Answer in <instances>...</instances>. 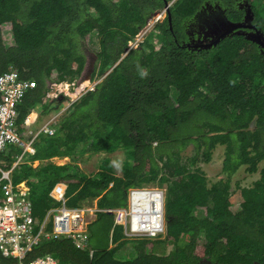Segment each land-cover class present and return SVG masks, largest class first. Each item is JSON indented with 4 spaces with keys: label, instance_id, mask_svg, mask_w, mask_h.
<instances>
[{
    "label": "trees",
    "instance_id": "trees-1",
    "mask_svg": "<svg viewBox=\"0 0 264 264\" xmlns=\"http://www.w3.org/2000/svg\"><path fill=\"white\" fill-rule=\"evenodd\" d=\"M172 2L164 21L131 47ZM207 4L233 23L250 11L264 34V0H0V75L13 68L36 82L18 105L21 133L35 109L41 118L57 107L59 99L45 102L53 83L86 79V51L97 46L90 80L100 83L60 117L54 136L37 137L35 154L12 172L15 184L30 186L37 222L60 207L50 196L58 183L67 185L68 208L101 210L126 206L131 188H166L163 237L124 240L116 228L114 246L102 245L114 216L99 212L89 226L92 258L64 238L41 241L25 263L52 255L60 264H264V49L241 28L211 48L194 47L195 15ZM217 148L224 178L214 182L200 164ZM117 151L125 156L121 176L108 156L92 175L78 164L87 154ZM22 153L11 146L0 167L11 169ZM241 169L259 178L233 189ZM124 247L132 258L116 257ZM0 264L18 260L0 253Z\"/></svg>",
    "mask_w": 264,
    "mask_h": 264
},
{
    "label": "built area",
    "instance_id": "built-area-1",
    "mask_svg": "<svg viewBox=\"0 0 264 264\" xmlns=\"http://www.w3.org/2000/svg\"><path fill=\"white\" fill-rule=\"evenodd\" d=\"M84 82V81H83ZM87 82V81H86ZM89 85L91 80L88 79ZM92 87L84 83H53L47 93L45 102L64 99L67 106L58 115H53L38 131L40 114L33 111L24 121L25 132L18 128V105L25 95L36 88V82L23 79L16 69L0 75V153L11 146H17L23 153L14 166L7 170L0 167V253L4 258L17 259L18 264H60L52 255L38 257L29 263L23 260L43 240L71 239L75 248L88 250L90 257L94 251L90 248L89 226L99 212L114 216L111 240L116 228L123 229L124 240H156L166 233V188L160 186H143L128 191L126 206L116 209L101 210L97 206L68 208L66 206L67 185L58 183L50 196L61 205L47 212L41 222H37L33 213L31 188L27 181L15 184L12 180L14 168L23 162L25 154L34 155V141L40 134L54 136L57 117L66 113L72 105ZM49 226L51 228L49 229Z\"/></svg>",
    "mask_w": 264,
    "mask_h": 264
},
{
    "label": "rangeland",
    "instance_id": "rangeland-1",
    "mask_svg": "<svg viewBox=\"0 0 264 264\" xmlns=\"http://www.w3.org/2000/svg\"><path fill=\"white\" fill-rule=\"evenodd\" d=\"M216 5V4H215ZM196 17L198 16L197 14L195 15ZM195 17V18H196ZM164 16L162 20H164ZM252 19H249L247 21V25L251 24ZM155 24V20L152 19L149 21L148 25L146 28H144L136 37V40L130 43V46L133 48L138 47V45L145 40V38L148 36V34L153 30V26ZM189 45L192 43H188ZM194 44V43H193ZM90 49L86 51V56H87V70H86V79L84 80L85 86L88 85L89 87H92L95 83L99 82L100 79H91V83L89 85L88 79H90V74L93 72L94 67L97 64V60L95 55L93 54V49L97 50V46H91L89 47ZM92 52H91V51ZM87 81V82H86ZM67 104L66 102L64 103V99H59V103L55 110H53L50 114L45 115L43 114L41 118L38 121V124L35 127V130L38 131L44 123H47L48 120L54 115H58L59 111L66 107ZM40 114V113H39ZM61 117V116H60ZM60 117H57L60 119ZM186 155L192 156L193 154V147L190 146L186 150ZM110 157L112 160V164L114 167V170L118 176L122 175V166L123 162L125 159L123 151H117L113 154H96V155H90L87 154L85 155L80 161H78V164L81 168L82 171L87 173L88 175H92L98 172L99 164L101 160L104 157ZM223 151L222 148H217L216 151L214 152L213 159L210 163L204 164L201 163L200 166L203 168L205 173L207 174L208 178L210 181L217 182L218 180L224 178V176L221 173L222 170V165H223ZM56 162L60 165L65 164L66 162H70L68 159H60L59 161L56 160ZM259 178V173L253 174V175H248L244 173V170L241 169L238 173V175H235L233 178V189H235L236 182H240L242 186H246L247 184H250L254 181H256ZM155 186V185H152ZM166 202V199H165ZM239 200L236 201L235 206H233V210H237L239 208ZM92 206H96L94 203ZM163 237V236H162ZM113 240H111V234L109 238H103V243L102 245H108L110 247H113ZM117 244H115L116 246ZM134 256L133 250L130 247H124L123 249L117 251L116 257L121 260H126L128 258H132Z\"/></svg>",
    "mask_w": 264,
    "mask_h": 264
},
{
    "label": "flooded vegetation",
    "instance_id": "flooded-vegetation-1",
    "mask_svg": "<svg viewBox=\"0 0 264 264\" xmlns=\"http://www.w3.org/2000/svg\"><path fill=\"white\" fill-rule=\"evenodd\" d=\"M249 12L245 13L244 18L241 22H234V23H246L247 21H249ZM198 16L195 18L194 21H196V23L194 24V26H196V28H193L191 35V40L193 41V46L196 47L198 46H202L204 44H208L210 43L213 39H215L218 35L225 33V31L228 29L229 27H231L230 24V20L227 19V16L225 15V11L218 5H208L207 4V8H205V10H201V12H199L197 14ZM247 17V18H246ZM233 23V22H231ZM193 25H191L192 27ZM249 28L246 29L243 33H245L246 35L249 34H255L256 32L260 31V29L258 27H256L252 24H249ZM195 33H198V36H195ZM199 37V39H198Z\"/></svg>",
    "mask_w": 264,
    "mask_h": 264
},
{
    "label": "water",
    "instance_id": "water-1",
    "mask_svg": "<svg viewBox=\"0 0 264 264\" xmlns=\"http://www.w3.org/2000/svg\"><path fill=\"white\" fill-rule=\"evenodd\" d=\"M169 4L167 3V10L169 9ZM169 12V11H168ZM249 12V18L250 19H253V14L250 12V11H248ZM158 14L159 13H156L155 14V16H158ZM247 18V17H246ZM170 19V18H169ZM170 21H171V19H170ZM230 24H231V27H229V30L227 29L226 31H225V33H223V34H220V35H218L215 39H213L210 43H208V44H204V45H202V46H199V47H201V48H211L213 45H217V43L218 42H220L222 39H224L225 37H227L230 33H232V32H234L236 29H238V28H241V29H245V28H249L250 26L249 25H247L246 23H231L230 22ZM253 28H254V26H253ZM255 29V28H254ZM239 33V32H238ZM247 38L248 39H250V40H253L254 42H256L262 49H264V34L261 32V31H258V32H256L255 34H249V35H247ZM190 46H192L191 44H190ZM198 46V45H197ZM196 46V47H197ZM117 65V64H116Z\"/></svg>",
    "mask_w": 264,
    "mask_h": 264
},
{
    "label": "clouds",
    "instance_id": "clouds-1",
    "mask_svg": "<svg viewBox=\"0 0 264 264\" xmlns=\"http://www.w3.org/2000/svg\"><path fill=\"white\" fill-rule=\"evenodd\" d=\"M174 2H172V3H170L169 5V8L171 7V5L173 4ZM169 11V9L167 10V8L165 9V10H163V11H161V12H158L159 14H158V16H154V20H155V23H157V22H161V21H164V20H162V18H163V16L166 18V16H167V14L169 13L168 12ZM164 18V19H165ZM246 29H248V28H246ZM136 40V39H135Z\"/></svg>",
    "mask_w": 264,
    "mask_h": 264
},
{
    "label": "crops",
    "instance_id": "crops-1",
    "mask_svg": "<svg viewBox=\"0 0 264 264\" xmlns=\"http://www.w3.org/2000/svg\"><path fill=\"white\" fill-rule=\"evenodd\" d=\"M37 110V111H36ZM34 111H36V112H38V113H42V109H35ZM40 118V117H39ZM45 124V123H44ZM36 131V130H35ZM56 160H60V159H54L53 160V162H55L56 164H58L57 162H56ZM66 163H68V162H66ZM40 164V162L39 161H36L35 163H34V167H37L38 165ZM59 165V164H58Z\"/></svg>",
    "mask_w": 264,
    "mask_h": 264
}]
</instances>
